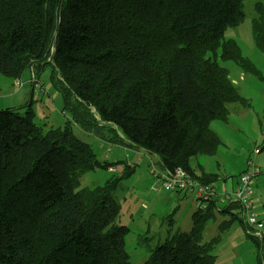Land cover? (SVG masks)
Segmentation results:
<instances>
[{"label": "trees", "instance_id": "trees-1", "mask_svg": "<svg viewBox=\"0 0 264 264\" xmlns=\"http://www.w3.org/2000/svg\"><path fill=\"white\" fill-rule=\"evenodd\" d=\"M244 3L0 0V73L22 88L29 71V86L40 83L42 92L40 76L50 67L62 112L70 113L64 126L45 132L35 122L33 100L0 112V264H133L126 249L130 229L118 224L116 199L121 181L133 172L82 187L85 173L116 167L102 164L74 125L100 141L153 156L163 184L181 169L189 180L215 189L219 176L202 167L198 172L191 161L217 154L221 141L211 124L228 121L230 104L248 105L219 59L263 79L237 42L225 38L243 21ZM255 9L254 38L264 52V4ZM233 208L242 211L230 201L222 210L211 198L193 213L189 232L154 245L141 238L149 252L144 264H216L220 238L204 242V231ZM236 219L231 214L221 222L220 232Z\"/></svg>", "mask_w": 264, "mask_h": 264}, {"label": "rangeland", "instance_id": "rangeland-1", "mask_svg": "<svg viewBox=\"0 0 264 264\" xmlns=\"http://www.w3.org/2000/svg\"><path fill=\"white\" fill-rule=\"evenodd\" d=\"M259 2L264 4V0H245L243 21L228 29L225 38L237 42L244 58L254 65L263 79L248 74L232 60L219 59L220 65L229 71L230 79L239 88L248 105L230 104L228 121L212 122L211 128L218 135L221 145L216 155L197 158L206 172L219 176L215 191L222 210L229 204V201L226 205L220 204L225 199V185L228 184L230 190H233L240 177L248 172L252 176L255 208L264 207V52L257 47L252 28L257 17L255 6ZM31 76L28 71L24 78L27 81ZM40 81L45 89L48 87L51 90L52 97L50 99L43 94L39 96L41 90L38 83L33 99L38 113L35 122L47 132L51 128L64 126L70 113L65 112L69 114L66 117L62 112V98L54 97L50 67L43 71ZM28 85L30 84L21 88L20 82H14L0 73V112L20 106L26 97L22 91H26ZM44 88L41 93L45 92ZM103 131L112 135L109 129ZM74 132L81 140L92 145L102 164L109 163L112 168L116 167V170L110 172L112 174L101 167L85 173L80 178L82 187L103 186L112 176L119 177L127 173L128 169L133 172L121 181L116 191V199L121 206L118 224L130 229L126 238V249L133 264H144L149 258L146 245L139 242L141 238H151V244L154 245L166 241L177 232H189L192 229L193 213L201 204H205L200 201L197 191H166L160 176L162 170L156 158L152 161L151 155L145 152L100 141L78 125H74ZM197 167L196 170L200 172L201 167ZM255 171L259 173L254 175ZM231 214L243 219L241 209L233 208L230 212L217 214V220L211 221L206 227L204 242L220 238L213 249L216 264H264V250L248 237L239 219L234 220L226 232L219 231L220 223L229 220Z\"/></svg>", "mask_w": 264, "mask_h": 264}, {"label": "built area", "instance_id": "built-area-1", "mask_svg": "<svg viewBox=\"0 0 264 264\" xmlns=\"http://www.w3.org/2000/svg\"><path fill=\"white\" fill-rule=\"evenodd\" d=\"M255 174L256 171L254 172ZM251 180L250 172L242 175L237 188L232 192L227 191L225 193L224 201L227 200L241 205L248 234L258 238L264 246V219H261L255 211V204L252 200ZM163 187L171 190L179 189L181 192L197 191L199 199L205 202L211 198L219 200L215 189L201 186L191 179L189 180L188 175L181 169H178L172 178L166 177Z\"/></svg>", "mask_w": 264, "mask_h": 264}, {"label": "crops", "instance_id": "crops-1", "mask_svg": "<svg viewBox=\"0 0 264 264\" xmlns=\"http://www.w3.org/2000/svg\"><path fill=\"white\" fill-rule=\"evenodd\" d=\"M25 85L22 87V88H24V87H26V85L27 84H29V80H25ZM29 86V85H28ZM36 90H37V87L36 88H34V87H27V89H26V91H22V93H24L23 95L24 96H26L25 98H24V100L22 101V103H21V105L20 106H17V107H13V108H21V107H23V106H25V105H27L29 102H31L33 99H34V96H35V92H36ZM46 94V93H48V94H50V97H52L51 95V90L47 87L46 88V92H43V93H41V92H39L38 93V95L40 96L41 94ZM54 94H55V99L56 98H58L59 97V93L57 92V91H55L54 92ZM29 99H28V98ZM28 99V100H27ZM131 149V148H130ZM135 150V149H134ZM137 151V150H136ZM139 152V151H138ZM153 156H151V160L152 161H154L153 160ZM197 158H199V157H195V158H193L192 159V161H191V165H192V167L194 168V169H196V167L198 166V167H203V166H201L200 164H199V161H198V159ZM201 158V157H200ZM202 158H203V156H202ZM202 160V159H201ZM197 167V168H198ZM162 170V169H161ZM207 173H209V172H207ZM213 174V173H212ZM238 183H239V181L237 182V186H238ZM237 186L235 187V188H233V190H235L236 188H237ZM215 187H216V184H215ZM230 186L228 185V184H226L225 185V187H224V194L227 192V191H229L230 190V188H229ZM233 190H230L229 192H232ZM218 195V194H217ZM218 202H219V200H218ZM226 203H227V200H225L224 201V199H222L221 201H220V204L222 205V204H224V205H226ZM255 210H256V212L258 213V216L261 218V219H264V207H259V208H255ZM196 211V210H195ZM222 214V213H221ZM218 218V217H217ZM207 227V226H206ZM207 229V228H206ZM206 229H205V231H204V234H205V232H206ZM220 231V230H219Z\"/></svg>", "mask_w": 264, "mask_h": 264}, {"label": "water", "instance_id": "water-1", "mask_svg": "<svg viewBox=\"0 0 264 264\" xmlns=\"http://www.w3.org/2000/svg\"><path fill=\"white\" fill-rule=\"evenodd\" d=\"M54 56H55V52H53V55H52L51 59L49 60V62H53Z\"/></svg>", "mask_w": 264, "mask_h": 264}]
</instances>
